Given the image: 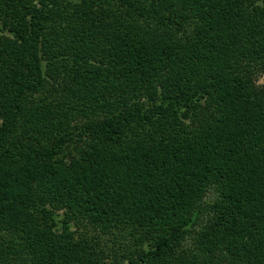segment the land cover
Here are the masks:
<instances>
[{
    "label": "trees",
    "instance_id": "16d2710c",
    "mask_svg": "<svg viewBox=\"0 0 264 264\" xmlns=\"http://www.w3.org/2000/svg\"><path fill=\"white\" fill-rule=\"evenodd\" d=\"M261 77L264 0H0V264H264Z\"/></svg>",
    "mask_w": 264,
    "mask_h": 264
},
{
    "label": "rangeland",
    "instance_id": "374dc122",
    "mask_svg": "<svg viewBox=\"0 0 264 264\" xmlns=\"http://www.w3.org/2000/svg\"><path fill=\"white\" fill-rule=\"evenodd\" d=\"M143 29L139 31V33L137 34L138 36H140L141 34V38H145L146 41L148 42H161L162 41H168L169 38L168 37H163L162 39L159 38L160 35H166V32L165 30L153 25V24H147L146 27H142ZM189 33L190 31H188L186 34V36H189ZM185 37V36H184ZM259 84H264V77H261L259 79ZM83 139H78L76 141L75 144L71 145L70 147L64 149L63 151L60 152V154L54 158L52 160V162H55V161H60V160H64V159H67L69 156H71L75 151L76 149L81 145V142H82ZM194 237V236H193ZM193 237L192 238H188V245L191 247L192 246V240H193ZM193 247V246H192Z\"/></svg>",
    "mask_w": 264,
    "mask_h": 264
}]
</instances>
